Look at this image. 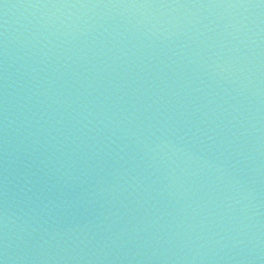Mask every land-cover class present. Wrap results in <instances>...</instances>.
Instances as JSON below:
<instances>
[{"label": "water", "instance_id": "water-1", "mask_svg": "<svg viewBox=\"0 0 264 264\" xmlns=\"http://www.w3.org/2000/svg\"><path fill=\"white\" fill-rule=\"evenodd\" d=\"M0 264H264V0H0Z\"/></svg>", "mask_w": 264, "mask_h": 264}]
</instances>
